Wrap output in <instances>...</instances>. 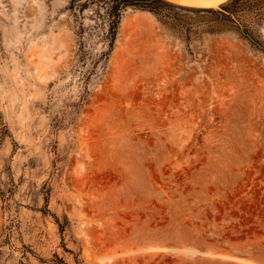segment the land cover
Returning a JSON list of instances; mask_svg holds the SVG:
<instances>
[{
    "label": "rangeland",
    "instance_id": "374dc122",
    "mask_svg": "<svg viewBox=\"0 0 264 264\" xmlns=\"http://www.w3.org/2000/svg\"><path fill=\"white\" fill-rule=\"evenodd\" d=\"M119 1L0 0V264H264V0Z\"/></svg>",
    "mask_w": 264,
    "mask_h": 264
},
{
    "label": "trees",
    "instance_id": "16d2710c",
    "mask_svg": "<svg viewBox=\"0 0 264 264\" xmlns=\"http://www.w3.org/2000/svg\"><path fill=\"white\" fill-rule=\"evenodd\" d=\"M126 5H133L132 2H129L127 0H122L117 3L112 4L110 6V11H109V17H110V23L111 24V29L113 31V34H115L116 29H117V24L119 22L121 10L124 8Z\"/></svg>",
    "mask_w": 264,
    "mask_h": 264
},
{
    "label": "water",
    "instance_id": "95a60500",
    "mask_svg": "<svg viewBox=\"0 0 264 264\" xmlns=\"http://www.w3.org/2000/svg\"><path fill=\"white\" fill-rule=\"evenodd\" d=\"M182 2H196V1H203V3L205 4V6L202 7H196V6H187V7H193V8H218L220 7L222 4L226 3L229 0H181ZM168 2H172V1H168ZM174 3V2H172ZM177 5H181L179 3H174ZM182 6H186V5H182Z\"/></svg>",
    "mask_w": 264,
    "mask_h": 264
},
{
    "label": "bare ground",
    "instance_id": "6f19581e",
    "mask_svg": "<svg viewBox=\"0 0 264 264\" xmlns=\"http://www.w3.org/2000/svg\"><path fill=\"white\" fill-rule=\"evenodd\" d=\"M168 1H172L174 3H180V4H184V5H189V6H205L203 1H196V2H182L181 0H168ZM107 259L110 260V257H108ZM111 260H110V262H111Z\"/></svg>",
    "mask_w": 264,
    "mask_h": 264
}]
</instances>
